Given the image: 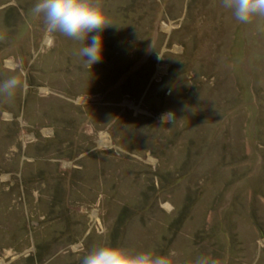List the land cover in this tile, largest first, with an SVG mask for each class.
Wrapping results in <instances>:
<instances>
[{"label": "rangeland", "instance_id": "rangeland-1", "mask_svg": "<svg viewBox=\"0 0 264 264\" xmlns=\"http://www.w3.org/2000/svg\"><path fill=\"white\" fill-rule=\"evenodd\" d=\"M34 3L0 0V82L24 81L0 95V264L103 245L264 264V18L100 0L116 25L89 68Z\"/></svg>", "mask_w": 264, "mask_h": 264}, {"label": "clouds", "instance_id": "clouds-1", "mask_svg": "<svg viewBox=\"0 0 264 264\" xmlns=\"http://www.w3.org/2000/svg\"><path fill=\"white\" fill-rule=\"evenodd\" d=\"M220 3L240 24H251L257 18H264V0H220ZM31 13L43 19L49 34L80 42L82 46L77 55L85 59V66L89 68L102 58L100 34L105 28L116 25L100 0H35ZM89 37L91 43L86 45L85 41ZM2 39L4 36L0 35ZM23 88L24 81L13 75L0 82V95L11 98ZM173 256L174 253L162 254L151 249L135 251L103 245L84 254L81 264H174ZM193 264L219 262L201 255L195 258Z\"/></svg>", "mask_w": 264, "mask_h": 264}]
</instances>
